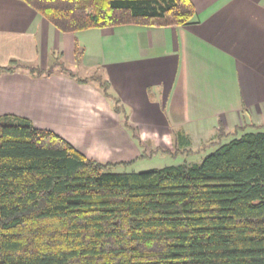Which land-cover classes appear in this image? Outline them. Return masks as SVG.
I'll list each match as a JSON object with an SVG mask.
<instances>
[{"label":"trees","instance_id":"1","mask_svg":"<svg viewBox=\"0 0 264 264\" xmlns=\"http://www.w3.org/2000/svg\"><path fill=\"white\" fill-rule=\"evenodd\" d=\"M21 1L72 34L183 27L196 17L191 0ZM82 57L76 46V61ZM62 58L47 69L12 60L0 76L59 70L79 84L95 82L141 144L108 80L81 77ZM180 136L174 151L157 152L181 154ZM212 143L217 148L193 166L120 173L136 160H93L27 119L0 116V264H264V125L220 128Z\"/></svg>","mask_w":264,"mask_h":264},{"label":"crops","instance_id":"2","mask_svg":"<svg viewBox=\"0 0 264 264\" xmlns=\"http://www.w3.org/2000/svg\"><path fill=\"white\" fill-rule=\"evenodd\" d=\"M191 1L196 17L188 26L72 34L21 0H0V68L16 60L47 69L61 53L78 68L94 69L110 83L141 144L95 82L79 84L59 70L42 77L23 69L2 74L0 116L27 119L101 162L174 150L177 132L184 134L179 148L187 158L217 148L212 142L220 128L264 125V0ZM76 46L83 51L79 63Z\"/></svg>","mask_w":264,"mask_h":264},{"label":"rangeland","instance_id":"3","mask_svg":"<svg viewBox=\"0 0 264 264\" xmlns=\"http://www.w3.org/2000/svg\"><path fill=\"white\" fill-rule=\"evenodd\" d=\"M64 64L67 68L73 70L76 74H78L81 77H90L94 74V69L92 68H78L76 65H73L70 61H64ZM228 142L224 141V143ZM137 145V144H136ZM138 146V145H137ZM148 146L150 148H153V150H156V147L153 145V143H148ZM168 144L160 145L161 148H166ZM139 150L141 151L140 146ZM216 149V148H215ZM215 149H207L206 153L202 152H196L193 156L190 157H184L182 154L178 155H169V154H163L162 152L154 151L152 155L143 156L141 158H138L134 164L130 166H119L115 171L116 172H141L143 170L148 169H161L165 167L170 166H178L181 164H184L185 161H187V164L190 166H193L195 164H199L203 158L213 152ZM174 151V150H173Z\"/></svg>","mask_w":264,"mask_h":264}]
</instances>
